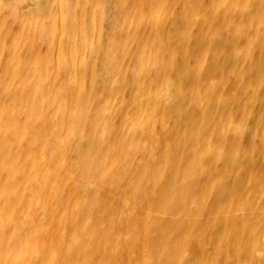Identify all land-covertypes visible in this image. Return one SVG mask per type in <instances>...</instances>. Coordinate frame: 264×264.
<instances>
[{
	"label": "rangeland",
	"instance_id": "rangeland-1",
	"mask_svg": "<svg viewBox=\"0 0 264 264\" xmlns=\"http://www.w3.org/2000/svg\"><path fill=\"white\" fill-rule=\"evenodd\" d=\"M0 7V264H264V0Z\"/></svg>",
	"mask_w": 264,
	"mask_h": 264
},
{
	"label": "bare ground",
	"instance_id": "bare-ground-1",
	"mask_svg": "<svg viewBox=\"0 0 264 264\" xmlns=\"http://www.w3.org/2000/svg\"><path fill=\"white\" fill-rule=\"evenodd\" d=\"M50 1H51V0H50ZM59 1H60V0H59ZM67 1H68V0H67ZM146 1H147V0H146ZM80 2H81V0H80ZM82 2H83V1H82ZM85 2H87V1H85ZM89 2H90V0H89ZM94 2H95V1H94ZM123 2L126 3V1H123ZM6 3L8 4L9 2L7 1ZM59 3H60V2H59ZM59 3H58V4H59ZM61 3H62V6H63V5H64V4H63L64 1H61ZM69 3H70V2H69ZM100 3H101V2H100ZM125 3H124V4H125ZM128 3H129V2H128ZM10 4H11V3H10ZM58 4H57V5H58ZM65 4H67V2H66ZM80 4H81V3H80ZM89 4H92V3H89ZM89 4H87V5H85V6H88V7L90 8ZM106 4H107V3H106ZM121 4H122V2H121ZM136 4H137V3H136ZM13 5H14V4H13ZM30 5H32V3H31L30 1H27L25 7H27V6L30 7ZM72 5H73V4H72ZM98 5H99V4H98ZM109 5H110L109 8H112V7H111V4H109ZM68 6H69V4H68ZM82 6H83V5L81 4V7H82ZM85 6H84V7H85ZM95 6H96V5H95ZM119 6H120V5H119ZM123 6H124V5H123ZM56 7H57V6H56ZM60 7H61V5H60ZM60 7H59V9H61ZM69 7H70V6H69ZM69 7H68V8H69ZM71 7H72V6H71ZM93 7H94V6H93ZM99 7H100V5H99ZM125 7H126V6H125ZM125 7H124V8H125ZM128 7H129V6H128ZM135 7H136V6H135ZM9 8H10V7H9ZM16 8H17V7H16ZM16 8H15V9H16ZM43 8L45 9L46 7L44 6ZM65 8H66V7H64L63 10H64ZM86 8H87V7H86ZM102 8H103V7H102ZM120 8H121V7H120ZM130 8H131V7H130ZM136 8H137V7H136ZM0 9H1V7H0ZM10 9H11V8H10ZM69 9H70V8H69ZM92 9H93V8H92ZM107 9H108V7H106L105 10H107ZM2 10H3V9H2ZM7 10L9 11L8 8H7L6 10H4V11H7ZM11 10H12V9H11ZM11 10H10V11H11ZM63 10H62V11H63ZM67 10H68V9H67ZM70 10H71V9H70ZM70 10H69V11H70ZM97 10H98V9H97ZM102 10H103V9H102ZM127 10H128V9H127ZM127 10H125V9H121V10H120V15H119V16L121 17V20H122L123 18H126L127 15L129 14V13L127 12ZM12 11H13V10H12ZM52 11H53V10H52ZM81 11H82V10H81ZM103 11H104V10H103ZM103 11H102V13H103ZM0 12H2V11H0ZM13 12H14V11H13ZM59 12L61 13V10H60ZM84 12H85V10H84ZM105 12H106V11H105ZM3 13H4V12H3ZM10 13H11V12H10ZM33 13H34V11H33ZM55 13H56V11H55ZM60 13H59V14H60ZM73 13L75 14L74 11H73ZM73 13H72V15H73ZM89 13H90V12H89ZM89 13H87V14H89ZM14 14H15V13H14ZM47 14H48V13H47ZM52 14H53V13H52ZM69 14H71V12H70ZM90 14H91V16H88V18L91 17V18H89V19H92V17L94 16V9H93V16H92V13H90ZM90 14H89V15H90ZM2 15H3V14H2ZM2 15H1V16H2ZM8 15H9V14H8ZM17 15H18V14H17ZM20 15H21V14H20ZM26 15H28V14H26ZM26 15L24 16V18L22 17L23 20H21V22H22V21L24 22V19L26 20V18H25ZM41 15H42V14H41ZM48 15H49V14H48ZM48 15H47L46 17H48ZM53 15H54V14H53ZM53 15H51V16L53 17ZM63 15H64V14H63ZM72 15H70V16H72ZM75 15H76V14H75ZM81 15H82V14H81ZM98 15H99V13H98ZM1 16H0V17H1ZM6 16H7V15H6ZM44 16H45V14H44ZM51 16H50V17H51ZM54 16H55V15H54ZM59 16H60V15H59ZM61 16H62V14H61ZM65 16H66V15H65ZM129 16H130V15H129ZM134 16H135V15H134ZM18 17H19V16H18ZM50 17H49V18H50ZM75 17H76V16H75ZM96 17H97V16H96ZM105 17H106V16H105ZM132 17H133V14H132ZM152 17H153V16H152ZM1 18H4V16L1 17ZM13 18H14V17H12V19H13ZM29 18H30V17H29ZM34 18H35V17H34ZM36 18H37V17H36ZM49 18H48V20H49ZM72 18H73V17H72ZM77 18H78V16H77ZM84 18H86V17L83 16V19H84ZM98 18H99V17H98ZM133 18H134V17H133ZM133 18H132V19H133ZM18 19H19V18H18ZM27 19H28V18H27ZM59 19H60V17H59ZM61 19H62V18H61ZM63 19H64V17H63ZM63 19H62V20H63ZM66 19H67V18H66ZM74 19H75V18H74ZM89 19H87V20H89ZM100 19H101V18H100ZM8 20H9V19H8ZM29 20H30V19H29ZM34 20H36V19H34ZM51 20L53 21L54 18L51 19ZM81 20H82V16H81ZM92 20H94V19H92ZM133 20H134V19H133ZM65 21H66V20H65ZM73 21H74V20H73ZM112 21H113V20H112ZM122 21H123V20H122ZM4 22H5V21H4ZM8 22H9V21H8ZM8 22H7V23H8ZM29 22H30V21H29ZM54 22L57 23L58 21H55V20H54ZM61 22H62V21H61ZM74 22H77V21H74ZM89 22H91V20H90ZM93 22H94V21H93ZM93 22H92V23H93ZM98 22H99V21H98ZM7 23H5V24L7 25ZM9 23H10V22H9ZM15 23H16V21H15ZM38 23H39V22H38ZM45 23H46V22H45ZM48 23H49V22H47L45 26H47V27L49 26V28H50L51 25H49ZM64 23H65V22H64ZM72 23H73V22H72ZM72 23H71V18H70V24H72ZM77 23H78V22H77ZM125 23H126V22H125ZM130 23H131V22H130ZM133 23H134V22H133ZM163 23H164V22H163ZM3 24H4V23H3ZM41 24H43V23H41ZM57 24H58V23H57ZM57 24H56V26H57ZM60 24H61V23H60ZM70 24H69V25H70ZM75 24H76V23H75ZM80 24H81V23H80ZM84 24H85V23H84ZM20 25H21V24H20ZM25 25L28 26L27 24H25ZM61 25H62V24H61ZM73 25H74V23L72 24V27L75 28V26H73ZM82 25H83V24H82ZM82 25H81V26H82ZM99 25H100V24H99ZM99 25H98V26H99ZM126 25H127V23H126ZM132 25H133V24H132ZM4 26H5V25H4ZM37 26H38V25H37ZM130 26H131V24L129 25V27H130ZM133 26H135V25H133ZM42 27H43V25H42ZM47 27H46V29H47ZM52 27H53V25H52ZM52 27H51V28H52ZM58 27H59V26H58ZM77 27H78V26H76V28H77ZM83 27H84V26H83ZM131 27H132V26H131ZM170 27H171V26H170ZM26 28H27V27H26ZM26 28H25V30H26ZM43 28H44V27H43ZM43 28H41V29H43ZM49 28L47 29V32H48V31H52V29H53V28H52L51 30H49ZM70 28H71V27H70ZM74 28H73V29H74ZM76 28H75V30H76ZM81 28H82V27H81ZM81 28H80V29H81ZM3 29H4V28H3ZM5 29H6V28H5ZM82 29H83V28H82ZM87 29H89V28H86V27H85V29H84L83 31L86 32V31H88ZM132 29H134V28L132 27ZM25 30H24V31H25ZM54 30H55V28H54ZM60 30H62V29H60ZM60 30H59V31H60ZM92 30H93V29L91 28L90 31H92ZM96 30H97V29H96ZM98 30H100V29L98 28ZM128 30H129V29H128ZM35 31H37V30H35ZM57 31H58V30H57V27H56V32H57ZM81 31H82V30H81ZM90 31H89V32H90ZM3 32H4V31H3ZM6 32H7V31H6ZM63 32H64V31H63ZM73 32L75 33V31H73ZM76 32H77V31H76ZM0 33H1V32H0ZM37 33H38V32H37ZM37 33H35V35H36ZM49 33H50V32H49ZM61 33H62V32H61ZM4 34H6V33H4ZM38 34H39V33H38ZM40 34H41V30H40ZM40 34H39V35H40ZM54 34H55V33H54ZM75 34H76V33H75ZM82 34H83V33H82ZM84 34H85V33H84ZM91 34H92V32H91ZM259 34H260V33H259ZM52 35H53V34H52ZM69 35H71L70 37H72V36L75 37V35L72 33V29H71V34H69ZM80 35H81V33H80ZM86 35H87V33H86ZM86 35H85V36H86ZM130 35H131V34H130ZM139 35H140V34H139ZM1 36H2V35H1ZM61 36H63V34H61ZM64 36H65V35H64ZM121 36H122V35H121ZM67 37H68V35H67ZM81 37H82V36H81ZM83 37H84V36H83ZM24 38H26V37H24ZM36 38H37V37H36ZM36 38H35V39H36ZM80 39H81V38H79V41L81 42ZM37 40H38V38H37ZM37 40H36V42H38ZM51 40H52V39H51ZM54 40H55V39H54ZM61 40H62V39H61ZM70 40H72V39H69V41H70ZM91 40H92V39H91ZM91 40H90V41H91ZM101 40H102V38H101ZM23 41H24V40H23ZM44 41H45V40H44ZM67 41H68V40H67ZM72 41H73V40H72ZM72 41H70V42H72ZM82 41H84V39H83ZM31 42H32V41H31ZM36 42H35V45H37ZM40 42H41V41H40ZM60 42H61V41H60ZM85 42H86V41H85ZM33 43H34V42H33ZM74 43H75V41H74ZM38 44H39V43H38ZM52 44H53V42H52ZM52 44H51V45H52ZM59 44H60V43H59ZM71 44H72V43H71ZM71 44H69V45H71ZM76 44H77V43H76ZM76 44H75V46H76ZM86 44H87V43H86ZM86 44H84V45H86ZM90 44H91V46H92V43H90ZM101 44H102V43H101ZM39 45H40V44H39ZM39 45H38V46H39ZM73 45H74V44H72V46H73ZM78 45H79V44H78ZM84 45H83V46H84ZM95 46H96V45H95ZM95 46H93V50L95 49ZM3 47H4V46H3ZM3 47H2V48H3ZM35 47H37V46H35ZM52 47H53V46H52ZM59 47H60V46H59ZM77 47H78V46H77ZM30 48H31V45H30ZM70 48H71V47H70ZM78 48H79V47H78ZM78 48H77V49H78ZM82 48H84V47H82ZM82 48H81V49H82ZM33 49H34V48H33ZM33 49H32V50H33ZM39 49H40V48H39ZM52 49H53V48H52ZM54 49H55V48H54ZM54 49H53V50H54ZM63 49H64V48H63ZM79 49H80V48H79ZM81 49H80V51H81ZM260 49H261V48H260ZM35 50H36V48L34 49V52H35ZM37 50H38V48H37ZM72 50H73V49H72ZM75 50H76V49H75ZM82 50H83V49H82ZM61 51H62V50H61ZM61 51H60V52H61ZM76 51L79 52L78 50H76ZM85 51H86V50H85ZM85 51H82V53H84ZM56 52H57V51H56ZM58 52H59V51H58ZM62 52H63V51H62ZM86 52H87V51H86ZM27 53H28V52H27ZM36 53H37V51H36ZM63 53H64V52H63ZM82 53H81V54H82ZM94 53H95V52H94ZM94 53H93V54H94ZM22 54H23V53H22ZM24 54H25V53H24ZM72 54H74V53H72ZM76 54H77V53H76ZM89 54H90V53H89ZM93 54H92V57H93ZM27 55H28V54H27ZM32 55H33V54H32ZM36 55H37V54H36ZM51 55H52V54H51ZM62 55H64V54H62ZM62 55H61V56H62ZM56 56H57V55H56ZM61 56H60V57H61ZM73 56H74V55H73ZM17 57H18V56H17ZM19 57H20V56H19ZM19 57H18V59H19ZM30 57H31V56H30ZM79 57H81V55H79ZM127 57H128V56H127ZM2 58H3V57H2ZM34 58H35V57H34ZM85 58H86V57H84V60H85ZM73 59H74V58H73ZM81 59H83V58H81ZM25 60H26V59H25ZM31 60H32V59H31ZM31 60H30V61H31ZM53 60H54V59H53ZM64 60H65V59H64ZM61 61H62V60H61ZM61 61H60V62H61ZM71 61H72V60H71ZM71 61H70V62H71ZM85 61H86V60H85ZM93 61H94V60H93ZM18 62H19V61H18ZM28 62H29V61H28ZM65 62H66V60H65ZM83 62H84V61H83ZM21 63H23V61H21ZM21 63H20V64H21ZM24 63H25V62H24ZM24 63H23V64H24ZM73 63H74V62H73ZM87 63H88V62H87ZM25 64H26V63H25ZM25 64H24V65H25ZM28 64H29V63H28ZM31 64H32V63H31ZM60 64H61V63H60ZM67 64H68V63H67ZM67 64H66L65 66H67ZM80 64L82 65V61H81ZM21 65H22V64H21ZM26 65H27V64H26ZM68 65H69V64H68ZM81 65H80V66H81ZM115 65H116V64H115ZM28 66H29V65H28ZM28 66H27V67H28ZM98 66H99V65H98ZM27 67L24 66L25 69H26ZM31 67H32V66H31ZM75 68H76V66H75ZM75 68H74V69H75ZM80 68L82 69V67H80ZM234 68H235V67H234ZM5 69H6V68H5ZM19 69H22V67L19 68ZM85 69H86V68H85ZM100 69H101V68H100ZM23 70H24V69H23ZM27 70H28V69H27ZM37 70H38V69H37ZM76 70H77V69H75V72H76ZM234 70H235V69H234ZM21 71H22V70H21ZM30 71H31V70H30ZM23 72H24V71H23ZM23 72H22V73H23ZM26 72H27V71H26ZM73 72H74V71H73ZM75 72H74V74H75ZM24 73H25V72H24ZM36 73H37V72H36ZM36 73H35V74H36ZM65 73H66V71H65ZM234 73L236 74V72H234ZM14 74H15V73H14ZM30 74H31V73H30ZM69 74H70V73H69ZM74 74H73V76H74ZM24 76H25V75H23V77H24ZM73 76H71V79H73ZM82 76H83V75H82ZM11 77H12V76H11ZM14 77H15V76H14ZM74 77H75V76H74ZM76 77H77V76H76ZM13 79H14V78H13ZM81 79L83 80V78H81ZM16 80H18V79H16ZM32 80H33V79H32ZM37 80H38V79H37ZM75 80H76V78H75ZM55 81H56V78H55ZM5 82H6V81H5ZM18 82H19V81H18ZM24 82H25V81H24ZM68 82H69V81H68ZM83 82H84V81H82V83H83ZM16 83H17V81H16ZM25 83H26V82H25ZM74 83H75V81H74ZM76 83H77V81H76ZM53 84H54V83H53ZM61 84H62V83H61ZM61 84H60L59 86H61ZM69 84L73 85L71 82H70ZM3 85H4V84H3ZM17 85H18V84H17ZM62 85H63V84H62ZM81 85H82V84H81ZM81 85L78 83V86H79L80 88L82 87ZM21 86H23V85H21ZM84 87H85V85H84ZM11 89H12V88H11ZM25 90H26V89H25ZM50 90H51V89H50ZM82 90H83V89H82ZM18 92H19V91H18ZM40 92H41V91H40ZM79 93H81V92L79 91ZM82 93H84V91H83ZM79 96H81V95H79ZM166 102H167V101H166ZM1 118L3 119V117H1ZM1 118H0V119H1ZM5 120H6V119H3V120H1L0 122H1V123H4ZM52 123H53V122H52ZM13 128H14V127H13ZM57 128H58V127H57ZM0 129H1V128H0ZM11 129H12V128H11ZM151 130H152V129H151ZM1 131H2V129H1ZM28 133H29V132H28ZM150 134H151V132H150ZM156 136H157V135H156ZM50 144H51V143H50ZM153 146H154V145H153ZM43 156H44V155H43ZM44 159H45V158H44ZM63 163H64V162H63ZM82 165H83V164H82ZM42 169H43V168H42ZM73 169H74V168H73ZM44 170H45V174H44V175H47L48 173H51V172H52V170H51L50 167H49V168H45ZM41 172H42V171H41ZM72 176H73V175H72ZM72 176H71V177H72ZM5 178H6V177H5ZM73 181H74V180H73ZM5 182H6V181H5ZM5 182H4V184H6ZM8 183H9V182H8ZM36 183H37V182H36ZM11 184H12V183H11ZM12 185H13V184H12ZM55 185H57V184L55 183ZM72 187H73V186H72ZM3 188H6V187L3 185ZM1 190H2V188H1ZM3 191H5V190H3ZM25 193H26V192H25ZM27 194H28V193H27ZM2 196H3V194H2ZM0 197H1V196H0ZM3 198H4V196H3ZM3 201H4V200H3ZM4 202H5V201H4ZM37 202H38V201H37ZM39 202H40V201H39ZM5 204H6V203H5ZM2 205L4 206V204H2ZM5 207H6V206H5ZM37 207H38V206H37ZM2 208H3V207H2ZM126 208H127V206H126ZM7 212H9V210H8ZM72 212H73V211H72ZM65 213H66V211H65ZM7 214H8V213H7ZM43 217H44V216H43ZM9 226H10V225H9ZM27 237H28V236H27ZM0 243H1V242H0ZM75 243H76V242H75ZM3 245H4V241H3ZM51 245H52V244H51ZM0 246H1V245H0ZM36 254H38V253H36ZM65 259H66V258H65ZM65 259H64V260H65ZM0 260H2V259H0ZM3 263H4V262H3ZM145 263H146V262H145Z\"/></svg>",
	"mask_w": 264,
	"mask_h": 264
}]
</instances>
